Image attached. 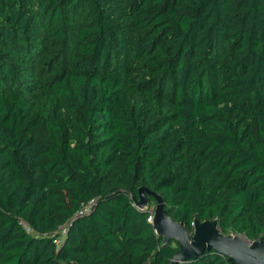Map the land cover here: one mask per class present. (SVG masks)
Returning a JSON list of instances; mask_svg holds the SVG:
<instances>
[{
  "label": "trees",
  "instance_id": "obj_1",
  "mask_svg": "<svg viewBox=\"0 0 264 264\" xmlns=\"http://www.w3.org/2000/svg\"><path fill=\"white\" fill-rule=\"evenodd\" d=\"M140 188L264 235V0H0V264H170Z\"/></svg>",
  "mask_w": 264,
  "mask_h": 264
},
{
  "label": "water",
  "instance_id": "obj_2",
  "mask_svg": "<svg viewBox=\"0 0 264 264\" xmlns=\"http://www.w3.org/2000/svg\"><path fill=\"white\" fill-rule=\"evenodd\" d=\"M139 199L135 207L143 210L146 198L153 199L155 207L149 221L155 234L162 238V243L176 242L178 250L170 264H184L201 256L204 251H212L227 259L228 264H264V235L256 241H246L233 235H223L218 231L215 220L192 223L189 234L182 223H177L166 216L164 204L159 195L146 189L138 190Z\"/></svg>",
  "mask_w": 264,
  "mask_h": 264
},
{
  "label": "rangeland",
  "instance_id": "obj_3",
  "mask_svg": "<svg viewBox=\"0 0 264 264\" xmlns=\"http://www.w3.org/2000/svg\"><path fill=\"white\" fill-rule=\"evenodd\" d=\"M22 85H20V87L22 89L21 90V93L30 100V103H32V101L34 100V97L33 95H31L29 92V90L27 89V83H21ZM154 207H155V204H148V205H143V208L145 210H147L150 214H152L153 210H154ZM192 232V231H191ZM65 233V227H61L59 228L57 231H56V235L58 236V241L59 242L62 238H63V235ZM229 235H233V236H237V237H240V238H243L244 240H246L241 234H238L236 232H230L228 233ZM248 241V240H246Z\"/></svg>",
  "mask_w": 264,
  "mask_h": 264
},
{
  "label": "built area",
  "instance_id": "obj_4",
  "mask_svg": "<svg viewBox=\"0 0 264 264\" xmlns=\"http://www.w3.org/2000/svg\"><path fill=\"white\" fill-rule=\"evenodd\" d=\"M90 204H91V203L89 202L86 206H83V207L81 208V211H80V212H81V213H82V212H86L87 209L89 208ZM57 241H58V240H57ZM57 243H58V242H57Z\"/></svg>",
  "mask_w": 264,
  "mask_h": 264
}]
</instances>
